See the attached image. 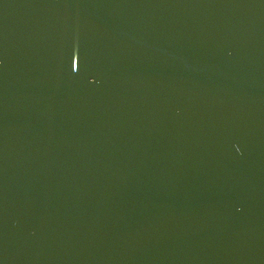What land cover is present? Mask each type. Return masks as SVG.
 I'll return each mask as SVG.
<instances>
[{
    "label": "water",
    "instance_id": "95a60500",
    "mask_svg": "<svg viewBox=\"0 0 264 264\" xmlns=\"http://www.w3.org/2000/svg\"><path fill=\"white\" fill-rule=\"evenodd\" d=\"M0 264H264V0H0Z\"/></svg>",
    "mask_w": 264,
    "mask_h": 264
}]
</instances>
